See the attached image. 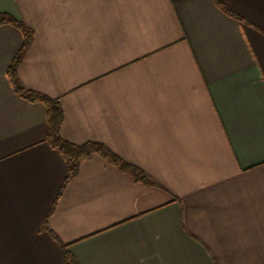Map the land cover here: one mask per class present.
Masks as SVG:
<instances>
[{
  "label": "crops",
  "instance_id": "crops-1",
  "mask_svg": "<svg viewBox=\"0 0 264 264\" xmlns=\"http://www.w3.org/2000/svg\"><path fill=\"white\" fill-rule=\"evenodd\" d=\"M0 0V264H264V0ZM64 186V188H63Z\"/></svg>",
  "mask_w": 264,
  "mask_h": 264
},
{
  "label": "trees",
  "instance_id": "trees-1",
  "mask_svg": "<svg viewBox=\"0 0 264 264\" xmlns=\"http://www.w3.org/2000/svg\"><path fill=\"white\" fill-rule=\"evenodd\" d=\"M217 4L230 15L234 13L221 1L216 0ZM12 23L18 26L25 35V42L22 49L16 55L10 69L9 76L13 82L16 91L31 101H40L45 103L48 109V128L47 140L51 145L59 149L64 155L67 166L68 174L64 186L77 175L80 165L87 159L91 158L94 153L101 154L108 161L118 166L125 172L132 174L135 179L152 183L151 178L139 167L125 161L123 158L111 151L107 146L98 142H87L84 144H73L67 141L62 135V127L65 121V111L59 99L51 98L39 92L28 90L24 87L18 76V67L24 60L34 39V31L29 28L25 23L18 20L16 17L9 13H0V24ZM63 186V188H64ZM64 264H79L77 259L69 253L64 247Z\"/></svg>",
  "mask_w": 264,
  "mask_h": 264
}]
</instances>
